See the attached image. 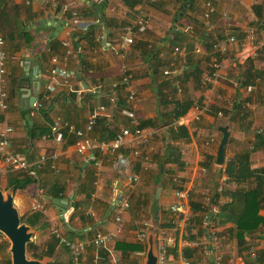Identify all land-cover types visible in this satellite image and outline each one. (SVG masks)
I'll list each match as a JSON object with an SVG mask.
<instances>
[{
	"label": "crops",
	"instance_id": "0c3cea01",
	"mask_svg": "<svg viewBox=\"0 0 264 264\" xmlns=\"http://www.w3.org/2000/svg\"><path fill=\"white\" fill-rule=\"evenodd\" d=\"M94 1H100L96 5L101 6L100 10L91 5ZM181 1L0 0V35L5 40L8 89V108L0 111V132L6 126L13 127L10 140L14 154L32 165L26 156L33 144L32 153L40 162L37 164L38 159L33 162L37 182L24 190H13L14 207L21 218L26 217L37 189L44 191L43 199L68 201L66 208L45 201L47 226L42 230L32 228V244L37 254L50 252L51 256L42 254L37 260L45 264L56 260L69 264V251L55 243L52 228L72 241L91 238L97 232L119 230L115 243L139 242L145 245V251L115 250L118 259L115 263L101 251L96 258L94 251L88 250L81 264H144L146 241L138 240L137 234L144 223L153 228L156 218L157 237L163 231L174 240L168 260V264H174L172 252L175 247L176 256L181 253L185 223L192 219L194 230H202V216L209 211L206 196L217 195L219 199L213 198L212 203L218 200V210L228 200L216 193L226 162L248 152L252 170L264 167V0H189L180 15ZM209 5L214 11L205 18ZM56 7H61V11L56 12ZM65 8L73 11L70 18L64 16ZM127 27L134 32V43L123 57H117L112 50ZM89 31L88 42L85 36ZM106 32L107 46L102 45ZM250 33L253 40L248 39ZM231 36L235 42L220 56L217 77L210 78L216 43ZM24 37L30 38V42L25 43ZM63 40L69 41L68 49L61 44ZM53 57L58 66L78 73L69 88L60 79L50 77ZM125 74L131 76L126 85L122 82ZM30 80L38 82L35 96L42 107L26 112L29 124L21 114L24 111L20 100L29 94ZM49 82L55 83L53 93L46 92ZM114 85H120L117 104L107 98V94H116ZM130 88L135 91L133 103L127 102ZM235 102L241 106L229 129L224 163L220 167L216 164L221 140L219 128L228 123L231 116L226 113L232 107L236 109ZM100 105L105 107L104 117L87 136L109 142L124 127L133 131L135 124L122 114L123 110L131 111L135 123H143V130L152 133L138 157L132 155V135L125 137L114 152L89 150L82 155L76 150L75 137L66 130L62 140L55 141L50 133L55 118L85 130L89 115ZM185 105H189L185 114L174 118ZM103 120L105 127L101 124ZM31 125L40 135L33 141L28 136ZM162 157H168L164 164ZM119 158L123 163L118 164ZM208 158L213 163L203 168L201 163ZM23 172L7 165L0 151L2 192L10 189L7 187L10 177ZM157 180L163 184L155 186ZM177 185L187 193V199L181 203L188 220L170 211L179 202L174 195ZM245 185L254 187V177ZM158 187L160 194L155 199ZM236 187L235 183H225L224 191ZM190 201L201 204L202 211L192 214ZM124 203L128 208H122ZM259 214L264 217V210ZM217 215L210 214L211 223L223 242L226 258L232 259L233 264L253 262L247 248L241 250L237 246L234 224L220 223ZM68 225L71 233L67 231ZM253 238L264 259V235L258 232ZM192 260L194 264L209 262L199 252Z\"/></svg>",
	"mask_w": 264,
	"mask_h": 264
},
{
	"label": "built area",
	"instance_id": "2783aa9c",
	"mask_svg": "<svg viewBox=\"0 0 264 264\" xmlns=\"http://www.w3.org/2000/svg\"><path fill=\"white\" fill-rule=\"evenodd\" d=\"M239 1V0H234ZM65 12L67 9H62ZM214 9L209 5L208 12L205 13V18L208 17L210 13H212ZM225 18L230 20L228 15H225ZM143 30V27L140 29ZM248 36L249 40H253L254 36L250 33ZM235 42V37L231 36L225 38L215 45L216 51L224 56L228 52V47ZM134 43V32L132 28L127 27L125 28L123 36H121L119 44L113 48L112 52L117 57H123L124 53L130 48V46ZM63 47L68 49L69 41L63 40L61 42ZM5 40L0 35V111L4 112L7 110V99H8V92H7V83H6V61H7V54L4 50ZM199 51V49H196ZM67 55V54H66ZM53 62L52 67L49 69V75L52 80L60 79L62 85L66 88H69L70 81L72 79L77 78L78 73L74 70L67 69L62 66H58L56 64L57 59L53 57L51 59ZM220 63L217 61L216 58L213 59V68L214 71L211 74L210 78L217 77V71L219 69ZM124 73L126 71L124 70ZM131 79L130 75L125 74L122 78V82L126 85L129 83ZM130 86V85H129ZM116 87V85H114ZM46 92L53 93L55 92V83L49 82L46 85ZM78 94L81 91H77ZM135 91L130 88L129 94L127 96V102L133 103L134 102ZM111 103L115 104L114 98H110L109 100ZM42 105L40 102L36 101L33 103L31 109H40ZM104 110L105 107L100 105L95 108L91 114L85 125V130L76 129L72 124L67 121L62 120L61 118H55L52 125H51V133L54 136L55 141L59 142L63 138V131L66 130L67 133L72 134L76 141L75 147L79 154H85L89 150H99L101 152H114L120 148L123 144L125 137L132 135L134 137V150L132 155L134 157H138L140 154V149L142 146H147L152 138V133L146 132L141 128H138V124L135 123L134 115L131 111L123 110L122 114L130 119L134 124L135 128L133 131H130L128 128L124 127L120 130L118 134L114 137L113 140L107 141H98L87 136V133L91 132L97 122L104 117ZM13 132V127L6 126L0 132V151L3 152V157L5 163L9 165L14 170H22L28 172L29 175L35 176V171L31 167V165L24 159L19 158L14 152L12 151V144L10 140V135ZM44 157H42L43 160ZM118 164L123 163V160L119 158L117 160ZM227 182V178L223 175L220 179V184L217 187L216 193L222 194L224 192V184ZM43 191L42 189H37V192L33 196L30 206H29V213L31 212H42L43 214L47 213V203L42 197ZM175 197L179 199V202L173 204L170 207V211L178 216H180L183 220H188V214L181 203L182 199H187V193L182 190H177L175 192ZM216 194L212 196H206V201L209 203V211L208 213L204 214L202 217V235L201 237L192 243V248L197 249V251L202 254L206 259L209 260V264H233L232 259H227L223 249V242L221 241L217 230L211 223L210 214H217L218 213V200L217 203H212L213 198L219 199L216 197ZM123 209L128 208V204L124 203L122 206ZM116 220H119L117 218ZM152 229L151 225L148 223L143 224L142 231H139L137 234L138 240H143L146 237V234ZM51 234L56 238L60 239L62 244L65 248L69 251L70 254V263L69 264H81L82 256L88 251H94V255L96 258L98 257V253L101 250L107 251V254L112 258L113 262H117L118 259L115 254L114 250V243L119 236V230L114 232H97L91 238H87L84 240H67L63 237V235L59 232L57 228L51 229ZM174 243V240L166 235L163 231H160L156 240V246L158 250V264H168L169 260V247ZM247 254L251 260H255L257 258V251L256 248L252 245H247ZM178 264H194L192 259H189L180 253L177 259Z\"/></svg>",
	"mask_w": 264,
	"mask_h": 264
},
{
	"label": "trees",
	"instance_id": "16d2710c",
	"mask_svg": "<svg viewBox=\"0 0 264 264\" xmlns=\"http://www.w3.org/2000/svg\"><path fill=\"white\" fill-rule=\"evenodd\" d=\"M181 2H182L181 3L182 10H180V12L185 10V7H186L185 5H187L189 0H182ZM59 11H61V7H56V12H59ZM72 13L73 11L67 9L65 11L64 16L66 18H70L72 16ZM176 19H180L179 15H176ZM90 35H91V32L89 31L87 32L85 36V39L88 42L90 41ZM24 40H25V43L30 42V38L28 37H24ZM220 56L223 57L217 52L216 57L214 58L217 59L218 57L217 61H219ZM213 71H214V68H213V63H212L211 74L213 73ZM119 87L120 85L116 86V89H115L116 94H112V93L107 94V98L109 100L110 98H114L115 104H117V102H119L120 100V98L118 99V95H117L118 94L117 91ZM101 92L103 93V95H106V93H104L103 91ZM234 106H236V109L232 107V109H230L226 114L228 116L234 115L235 118H238L241 105L240 103L235 102ZM188 108H189V105L183 106L182 110L177 111L174 114L175 115L174 118L177 119L183 114H185ZM21 114L24 117L26 112H22ZM101 124L103 127L106 126V123L104 120L101 122ZM144 127L145 125H143V123L138 124V128L143 129ZM35 130L36 129L34 125L28 126V136L31 137L32 141L40 137L39 133L35 132ZM40 131L45 133V131L43 130H40ZM170 136H171L170 139H173L174 136H172L171 130H170ZM32 149H33V144L28 149L27 151L28 155L26 157L29 159V161H32L31 167L35 171L36 167H35V163L33 164V162L36 161L38 158H35L34 154L32 153ZM167 158L162 157L161 162L163 164L166 163ZM209 162L212 164L213 160L208 158V160L206 159L205 162L201 163V166L203 168H209L211 165ZM37 164H40L39 159L37 161ZM223 174L227 178L226 183H229V184L235 183L237 187L232 191L228 190L222 193V196L227 197L228 200L222 205H220L219 207L217 216L220 220V223L224 224L226 222H232L234 224V228H233L234 238L236 240L237 246L241 250L247 248L248 244L256 248L257 258L255 260H252L253 262H251L250 264H264L263 254H261L259 250L257 249L258 248L256 244L257 240L253 238L258 232H260L261 235H264V217H262L259 214L261 210H264V167L252 170L250 168V163H249V153L244 152L230 159L228 162H226V165L223 170ZM252 177H254L255 179V186L254 187L246 186L245 183L247 182V180L251 179ZM36 182H37L36 174L35 176H31L28 174V172L24 171L23 173L19 174V176L10 177L8 179L7 187L12 188L14 191L24 190L28 186L33 185ZM154 184L155 186H159L160 184H163V182L161 183V180H157L154 182ZM174 187L177 188V190L182 189V187L179 185L174 186ZM46 195L48 194L46 193ZM190 208L192 210V214H197L198 212L202 211L201 204H197L191 201H190ZM21 220L27 225H29L30 227L38 228L39 230H42L47 226L46 221H44L45 214H43L42 212H38V211L29 213L26 217L21 218ZM190 221L186 222L183 227V232L181 236V247H182L181 253L183 256L187 258L193 259V257L198 251L197 249L192 248V243L200 238V236L202 235V230H199V231L194 230L195 226L194 225L192 226ZM67 231L68 233L72 232L71 226L68 225ZM54 239L56 241L55 243H58L61 246L63 245L60 239H56V238ZM8 246L9 244L6 241L2 240L0 242V249L2 248L5 249ZM27 250L30 256H32L35 259H40L42 257L41 256L42 254L45 255L46 257L51 256L50 252H45V253L41 252V254H37L36 246L34 244H29ZM114 250H121L123 253L144 252L145 245L140 244L139 242L135 244L115 243ZM101 252H103L105 256L106 255L108 256L107 251L101 250ZM172 253L174 256L177 255L175 251V247ZM56 261L51 262L50 264H60V263H57Z\"/></svg>",
	"mask_w": 264,
	"mask_h": 264
},
{
	"label": "water",
	"instance_id": "95a60500",
	"mask_svg": "<svg viewBox=\"0 0 264 264\" xmlns=\"http://www.w3.org/2000/svg\"><path fill=\"white\" fill-rule=\"evenodd\" d=\"M99 2L100 1H94L91 3V5L96 7L97 10H100L101 6H96ZM102 5H107V2H103ZM182 12L180 15H182ZM106 34L107 32L103 36L102 45L106 44L107 46L108 43L106 42ZM53 36H57V34H54ZM34 73L37 74V71L35 70ZM29 82V94L26 95L27 97L21 98L23 100H20L21 110L24 112L29 111L32 108L33 103L37 101V96H35V93L39 87L38 82L33 80H30ZM31 90L33 92H31ZM18 94L21 96L20 92H18ZM28 119L29 116L25 115V120L28 121ZM233 121L234 115L230 117L228 123L225 126L219 128L221 140L217 148L216 164L220 167L224 163V148L228 142L229 129L232 128ZM163 169L164 167L161 164L159 167L160 173L163 172ZM159 194L160 188L158 187L155 190V199L158 198ZM44 200L61 208H66L68 204V201L61 199L45 198ZM157 228V219L154 218L153 228L147 233L145 238L146 252L143 261L144 264H158V250L155 243L157 237ZM0 234L3 235L9 243L7 251L10 254L11 264H45L44 262L37 260L32 256H28L29 252L27 248L28 245L32 244L33 242L34 231L32 230V227L22 222L17 209L14 207L12 188L6 192H2L0 190Z\"/></svg>",
	"mask_w": 264,
	"mask_h": 264
},
{
	"label": "rangeland",
	"instance_id": "374dc122",
	"mask_svg": "<svg viewBox=\"0 0 264 264\" xmlns=\"http://www.w3.org/2000/svg\"><path fill=\"white\" fill-rule=\"evenodd\" d=\"M11 86H12V84H11ZM7 92H8V89H7ZM212 174L215 175V173H212ZM212 174H209V175H212ZM22 218H24V217H22ZM2 240L6 241L8 243L7 239L3 235L0 234V242ZM2 249H0V264H11L10 254L7 251L8 247L3 249V250ZM28 256L30 257L29 253H28ZM144 256H145V253H144L143 257ZM172 256H173V261H174V264H175V262H177V256H174V255H172Z\"/></svg>",
	"mask_w": 264,
	"mask_h": 264
}]
</instances>
